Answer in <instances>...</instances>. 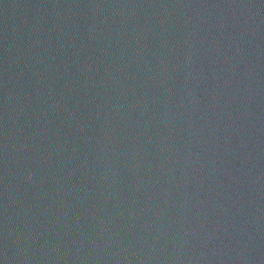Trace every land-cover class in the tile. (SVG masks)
<instances>
[{
    "label": "water",
    "instance_id": "water-1",
    "mask_svg": "<svg viewBox=\"0 0 264 264\" xmlns=\"http://www.w3.org/2000/svg\"><path fill=\"white\" fill-rule=\"evenodd\" d=\"M0 264H264V0H0Z\"/></svg>",
    "mask_w": 264,
    "mask_h": 264
}]
</instances>
